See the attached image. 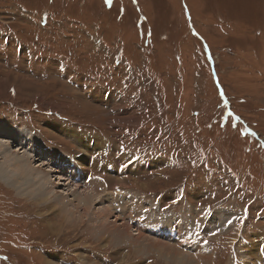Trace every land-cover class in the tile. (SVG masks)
I'll use <instances>...</instances> for the list:
<instances>
[{
  "label": "rangeland",
  "instance_id": "1",
  "mask_svg": "<svg viewBox=\"0 0 264 264\" xmlns=\"http://www.w3.org/2000/svg\"><path fill=\"white\" fill-rule=\"evenodd\" d=\"M1 120L67 158L79 136L102 168L89 212L55 206L58 176L51 205L0 181V264H184L116 238L120 218L208 264H264V0H0ZM166 218L206 239L175 242Z\"/></svg>",
  "mask_w": 264,
  "mask_h": 264
},
{
  "label": "bare ground",
  "instance_id": "2",
  "mask_svg": "<svg viewBox=\"0 0 264 264\" xmlns=\"http://www.w3.org/2000/svg\"><path fill=\"white\" fill-rule=\"evenodd\" d=\"M63 132L66 134H71V131L63 130ZM75 140H77L78 143L81 145L82 149L84 150V156H86V158H81V157L80 158H76V157L67 158L64 155L55 154L49 151V149L46 148V146L41 141L39 142L38 138L29 130L24 129V128H19L17 126H13L9 122L7 123L6 121L1 120L0 121V156L3 159L0 162V181L6 184L7 186H10V188L12 187L15 192L21 195H26L30 198L35 197L37 202L44 204V205H49L50 198H53L54 196H56L55 195L56 187L54 188L52 186L53 184L52 178H54V176H58L55 178V181L58 180L59 185L66 186L68 188H66L67 192H62L60 195L56 193L57 194L56 199L54 201L52 199V201L55 203V206H57L58 204H61L59 207H68V206H73V203L75 202L76 204L74 206L76 209H79L80 207L82 208L84 207L83 209H86L89 212L91 207L96 202L100 201V197H98L97 195L99 194H96L95 192L98 190L95 189V191H93V188L91 190L88 189L89 186H87L86 184L89 182L88 174L90 173V175L92 176L93 174L97 173V171H99L102 167L96 168V163L92 160L93 147L91 146V147L86 148L84 145L86 141L82 140L81 137L79 136ZM90 143L92 144V142ZM12 148L15 151L12 150ZM77 168H79V170ZM83 175H85L84 180L86 181V183L85 184L81 183L80 185H77L78 186L77 188H71L70 184L72 183V179L70 177H73L74 179L73 182H74L76 178H78V180H81ZM98 175L101 176L100 174ZM103 175L104 174H102V176ZM101 178L105 179L104 176ZM116 180L123 187H125L127 184V180L122 177L117 178ZM68 181L69 183H67ZM82 188H84V191H82L83 193L80 192V189ZM77 195H79L80 197H83L84 200L77 199L76 198ZM103 196L101 195V197ZM70 198H73V200L72 199L70 200ZM132 200H133L132 197L127 198V201L129 202H132ZM127 210H128V207H127ZM102 213L103 214L101 216V219L107 216L106 210L103 211ZM153 214L155 215L156 213H153ZM219 215L220 214H218L217 217H220V219H214L213 221L214 225L215 226L217 225L219 227L222 224L221 226H224L225 225L224 218H222V215L220 216ZM136 216H140V213H138L137 211L130 213L129 214L130 219L128 223L129 224L139 223L140 222L139 219H141L142 217L141 218L137 217L139 222H134V221H137L135 220ZM61 217H64V212H62ZM156 218H158V216ZM118 220L117 221L115 220L114 223H117L119 226H122L123 231L122 229L118 230L117 228L113 230L114 231L113 234H116V238H121V240L127 239V238L128 240H132V243H129V244L131 246H134L135 251L149 249V250H152L151 252L155 253L158 257H161L163 259L172 260L174 262L179 261L180 263H184V264H191L193 260H194V262H192L193 264H208L211 261L210 257L207 254V251H205L206 253H204L203 255H201L203 252L201 254L199 253V255H192L191 253H189L191 248L185 247V249L183 250L182 245L180 244L173 246L174 248H172V245L171 246L169 245L170 237L168 236V232L173 227V222L170 221L172 220L171 218L163 219V221L167 220V222H160L159 221L160 219L154 220V221H157L158 223H161L162 226L156 224L155 222H152L154 225H158L160 227V230L164 231V234L168 236V237L159 236L158 240L169 241L167 243L151 238L150 236L152 235L150 236L144 235L145 233L140 232L137 229L135 230L136 233H133V231H131L132 233L130 235L128 233L129 230H127L128 228L124 227L125 222H121V218ZM66 222L70 223V218L66 219ZM101 224L102 225L100 229L102 230L104 228L103 232H105L108 228L107 222H103ZM153 224L145 223L144 224L145 232H148V231L152 232ZM70 225H74V221L71 222ZM215 233L217 234V232ZM183 237L187 238V235H184ZM200 238H202V236ZM150 240H153V243ZM185 252H187V254H185ZM249 253H250L249 250H247L248 255Z\"/></svg>",
  "mask_w": 264,
  "mask_h": 264
},
{
  "label": "snow or ice",
  "instance_id": "3",
  "mask_svg": "<svg viewBox=\"0 0 264 264\" xmlns=\"http://www.w3.org/2000/svg\"><path fill=\"white\" fill-rule=\"evenodd\" d=\"M107 2L110 4L111 3V0H107ZM229 223H231V221H229Z\"/></svg>",
  "mask_w": 264,
  "mask_h": 264
}]
</instances>
